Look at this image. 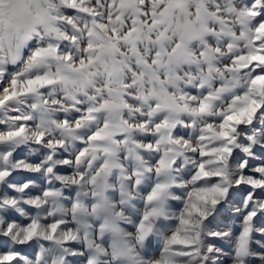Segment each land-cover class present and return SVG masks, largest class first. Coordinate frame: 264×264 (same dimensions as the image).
<instances>
[{
	"label": "snow or ice",
	"instance_id": "6c2138e0",
	"mask_svg": "<svg viewBox=\"0 0 264 264\" xmlns=\"http://www.w3.org/2000/svg\"><path fill=\"white\" fill-rule=\"evenodd\" d=\"M0 264H264V0H0Z\"/></svg>",
	"mask_w": 264,
	"mask_h": 264
}]
</instances>
